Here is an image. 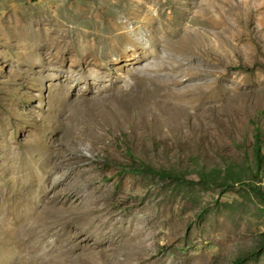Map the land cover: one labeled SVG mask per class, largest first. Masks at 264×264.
Instances as JSON below:
<instances>
[{"label": "rangeland", "instance_id": "374dc122", "mask_svg": "<svg viewBox=\"0 0 264 264\" xmlns=\"http://www.w3.org/2000/svg\"><path fill=\"white\" fill-rule=\"evenodd\" d=\"M257 126L264 0H0V264H264Z\"/></svg>", "mask_w": 264, "mask_h": 264}, {"label": "trees", "instance_id": "16d2710c", "mask_svg": "<svg viewBox=\"0 0 264 264\" xmlns=\"http://www.w3.org/2000/svg\"><path fill=\"white\" fill-rule=\"evenodd\" d=\"M263 143L261 142V133H260V128L257 126L255 128V143H254V156H255V161L258 166V169H261L264 163V152H263ZM145 169L149 172H157L155 168L152 166L146 165ZM225 175L229 177L231 173L228 174V172H225ZM201 176L204 178L203 174ZM260 254L259 248H255L250 250L249 252H246L244 254H241L238 258H236L232 264H245L248 262L250 259L257 257Z\"/></svg>", "mask_w": 264, "mask_h": 264}, {"label": "bare ground", "instance_id": "6f19581e", "mask_svg": "<svg viewBox=\"0 0 264 264\" xmlns=\"http://www.w3.org/2000/svg\"><path fill=\"white\" fill-rule=\"evenodd\" d=\"M228 9V8H227ZM207 12V11H206ZM224 13V12H223ZM210 15V14H209Z\"/></svg>", "mask_w": 264, "mask_h": 264}]
</instances>
